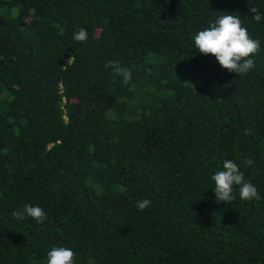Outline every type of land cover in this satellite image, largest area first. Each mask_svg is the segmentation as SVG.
<instances>
[{"label":"trees","instance_id":"trees-1","mask_svg":"<svg viewBox=\"0 0 264 264\" xmlns=\"http://www.w3.org/2000/svg\"><path fill=\"white\" fill-rule=\"evenodd\" d=\"M251 7L264 16V0H0V264H46L54 246L76 264H264V18ZM226 14L261 42L243 76L194 45ZM226 159L260 200L234 186L216 201ZM25 204L47 219L14 217Z\"/></svg>","mask_w":264,"mask_h":264},{"label":"clouds","instance_id":"clouds-1","mask_svg":"<svg viewBox=\"0 0 264 264\" xmlns=\"http://www.w3.org/2000/svg\"><path fill=\"white\" fill-rule=\"evenodd\" d=\"M253 19L260 22L264 16L256 7H251ZM87 29L81 27L74 33L73 39L84 42L87 39ZM195 48L204 55H213L219 65L229 73L246 75L255 67L252 59L260 52L261 42L254 39L248 29L243 25L239 16L226 14L219 16L209 26L197 32L194 36ZM106 68H112L117 75L123 76V82L127 84L131 79V69L122 68L116 61H107ZM243 163L249 166L253 163L250 158H244ZM214 181L216 201L230 203L235 197L234 186H239L241 200H260L261 196L257 187L245 180L240 167L231 159L223 161V170L216 171L211 177ZM136 206L144 211L151 206L150 199L138 200ZM32 217L38 223L47 219V214L40 206L25 204L23 212L14 211L12 215L17 219H23L24 215ZM46 264H76V253L73 249L64 246H54L47 252Z\"/></svg>","mask_w":264,"mask_h":264}]
</instances>
